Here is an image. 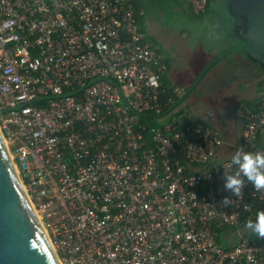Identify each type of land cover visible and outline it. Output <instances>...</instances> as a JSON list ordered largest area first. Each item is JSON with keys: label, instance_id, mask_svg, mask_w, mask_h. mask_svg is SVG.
<instances>
[{"label": "built area", "instance_id": "1", "mask_svg": "<svg viewBox=\"0 0 264 264\" xmlns=\"http://www.w3.org/2000/svg\"><path fill=\"white\" fill-rule=\"evenodd\" d=\"M140 1L0 0V132L31 207L59 264H264V242L217 240L264 211L246 178L237 195L225 188L237 173L214 162L218 132L143 133L140 117L171 98ZM184 1L193 15L207 6ZM262 128L264 88L244 124L248 152L264 153Z\"/></svg>", "mask_w": 264, "mask_h": 264}, {"label": "crops", "instance_id": "2", "mask_svg": "<svg viewBox=\"0 0 264 264\" xmlns=\"http://www.w3.org/2000/svg\"><path fill=\"white\" fill-rule=\"evenodd\" d=\"M138 3L144 11V15L140 17V24L151 45L162 56L167 66L163 80L169 89L177 90V93L173 95L180 99L174 108L161 118L162 125L187 122L211 125L218 132L222 141L214 162L231 160L237 149L240 148L248 152L244 142V124L248 116L254 113L258 107L263 88L264 70H260L255 61L245 53L232 51L246 45L240 35V24L232 7H227L228 25L219 26L217 19L214 20L216 25L211 20L212 15L216 13L215 8H212V0H207L205 10L198 15H193L188 4L184 1L187 11L200 21L201 25L198 24V26L203 30L184 28L174 32L175 30L167 29L172 34V38L164 43L160 32L150 22L146 13V9L152 1L146 0ZM177 11L180 12V9ZM205 20H211V22L203 24ZM211 23L214 25L215 32H210L208 39V35L204 31L208 32L207 27ZM214 39L220 43L209 45V41ZM163 43L167 48L175 47V49H171L168 57L162 53ZM220 54L224 55L208 68L201 80L186 95L199 74ZM197 86L200 87L198 96H201V99L192 96ZM182 92L184 94L180 97L179 94ZM197 100L201 102L204 109L200 104L194 105L195 109L191 108ZM196 109H200V111ZM169 115L180 120L173 121ZM258 142L264 148V128L259 132ZM241 230L231 232L226 237L225 240L229 246H233L243 235Z\"/></svg>", "mask_w": 264, "mask_h": 264}, {"label": "water", "instance_id": "3", "mask_svg": "<svg viewBox=\"0 0 264 264\" xmlns=\"http://www.w3.org/2000/svg\"><path fill=\"white\" fill-rule=\"evenodd\" d=\"M231 7L240 24V35L246 43L244 47L232 51L249 54L264 67V0H234ZM223 55L220 54L205 67L186 95ZM100 80H91L89 85ZM0 264H59L21 185L1 132Z\"/></svg>", "mask_w": 264, "mask_h": 264}, {"label": "rangeland", "instance_id": "4", "mask_svg": "<svg viewBox=\"0 0 264 264\" xmlns=\"http://www.w3.org/2000/svg\"><path fill=\"white\" fill-rule=\"evenodd\" d=\"M151 1L152 3L147 7L146 13L149 16L150 22L160 32L159 34L161 35L162 37L161 39H163L164 43L166 40L172 38V34H170V32L167 29H170L171 31L175 30L174 32H177L178 30H182L184 28H189V29L198 28V30H203L202 27L198 26V24L201 25V23H199L200 21L196 19V17L190 15L189 12L187 11V8L184 4V0H151ZM212 1H213L212 8H215L216 10V11L214 10L216 13L212 15L211 18L212 22L214 23V20L217 19L219 26L228 25L227 24L228 10L226 5V0H212ZM177 9H180V12H178ZM216 15L221 16L222 18L220 19V17ZM211 20L210 21L205 20L203 24L209 23L211 22ZM213 23L208 24L207 27L208 32L204 31L205 34L208 35L210 32H215L214 31L215 28H213L214 26ZM209 35H208V39H209ZM215 39L209 41L208 44L216 45L218 42L220 43V41H216ZM164 43L162 44V53L166 57H168L169 54L171 53V49H175V47L169 46V48H167L164 46ZM194 45H196V43H194ZM199 91H200V87L197 86L192 96H196L199 97V99H201V96H198ZM183 94L184 92L179 94V96L182 97ZM197 104H200L202 106L201 102L197 100L196 103L193 104V106H191V108L195 109L194 105L197 106ZM202 108L204 109L203 106ZM196 110L200 111V109H196ZM169 117H171V115H169ZM171 118L173 121L180 120L179 118H176L174 116ZM196 119L200 120L199 118ZM241 231L244 232V229H242ZM223 243L225 244V242Z\"/></svg>", "mask_w": 264, "mask_h": 264}, {"label": "clouds", "instance_id": "5", "mask_svg": "<svg viewBox=\"0 0 264 264\" xmlns=\"http://www.w3.org/2000/svg\"><path fill=\"white\" fill-rule=\"evenodd\" d=\"M231 164L236 166L237 174L225 173L227 177L225 188L230 189L233 195L240 193L244 178L251 182L256 190L264 189V153L246 152L243 148H240L237 149L232 157ZM221 203L229 205L231 200L228 197H224ZM245 226L257 237H264V211L259 212L255 221L249 220Z\"/></svg>", "mask_w": 264, "mask_h": 264}, {"label": "trees", "instance_id": "6", "mask_svg": "<svg viewBox=\"0 0 264 264\" xmlns=\"http://www.w3.org/2000/svg\"><path fill=\"white\" fill-rule=\"evenodd\" d=\"M233 1L234 0H226L227 7H231ZM135 6L137 8L140 7L139 3H137ZM197 17H199V16H197ZM140 20H141V18L138 19L139 23H140ZM246 55L249 56L253 61H255L256 66H258V68H260V70H262V71L264 70V67L262 66V64L258 60H256L255 58H253L249 54H246ZM161 84L166 89V95L163 97V99H165L166 97H169V98H171V103L168 106V108L161 115L143 114L140 117L139 121H140V124L143 126V129H144L143 133L145 136H148V131L150 128L163 126L162 123L160 122L161 118H163L171 109H173L174 106L176 105V103L180 100L178 96L172 94V89L171 88L169 89L168 86H166V84L163 80V76L161 77ZM262 85H263L262 87L264 88V80L262 82ZM246 223L247 222H241L237 228H229V227H225V226L218 227L217 228V231H218L217 240H218V242L222 245L224 244L223 242H225V244L223 245L224 247H226L228 249L232 248V246H229L226 243L225 239L231 232H236L238 229H245L243 232V236L247 237L250 241H252V242H264V237H257L250 229L246 228V226H245Z\"/></svg>", "mask_w": 264, "mask_h": 264}, {"label": "bare ground", "instance_id": "7", "mask_svg": "<svg viewBox=\"0 0 264 264\" xmlns=\"http://www.w3.org/2000/svg\"><path fill=\"white\" fill-rule=\"evenodd\" d=\"M15 168V167H14ZM15 171H16V168H15ZM37 219L39 220V217L37 216ZM39 222H40V220H39ZM40 225H41V223H40ZM42 227V226H41ZM44 233H45V231H44ZM45 235H46V233H45ZM52 248V247H51ZM53 250V249H52ZM53 252H54V250H53Z\"/></svg>", "mask_w": 264, "mask_h": 264}]
</instances>
